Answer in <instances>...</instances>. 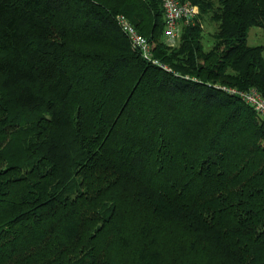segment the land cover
Wrapping results in <instances>:
<instances>
[{
	"label": "trees",
	"instance_id": "1",
	"mask_svg": "<svg viewBox=\"0 0 264 264\" xmlns=\"http://www.w3.org/2000/svg\"><path fill=\"white\" fill-rule=\"evenodd\" d=\"M181 1L0 0V264H264V0Z\"/></svg>",
	"mask_w": 264,
	"mask_h": 264
},
{
	"label": "built area",
	"instance_id": "2",
	"mask_svg": "<svg viewBox=\"0 0 264 264\" xmlns=\"http://www.w3.org/2000/svg\"><path fill=\"white\" fill-rule=\"evenodd\" d=\"M161 4L165 21L163 39L169 44H174L180 37L181 22L193 21L199 9L197 5L181 0H161ZM116 20L128 34L131 47L137 50L142 57L149 61H155L152 58L153 45L151 41L140 34L125 15L117 14ZM223 89L231 94H237L244 102L264 117V96L256 89L238 90L232 87H223Z\"/></svg>",
	"mask_w": 264,
	"mask_h": 264
},
{
	"label": "rangeland",
	"instance_id": "3",
	"mask_svg": "<svg viewBox=\"0 0 264 264\" xmlns=\"http://www.w3.org/2000/svg\"><path fill=\"white\" fill-rule=\"evenodd\" d=\"M201 19L202 20L200 21V25L202 28V36H203V38H201V43L203 44V47L205 49H210L214 43L213 33L216 32V24L206 15ZM180 35H181V30H180ZM162 41L165 45L173 48L178 45L180 41V37L174 44H169L168 42L165 41V39H163ZM247 43L250 45H262L263 56H264V27L262 28L256 25L251 26L248 31ZM250 88H254V87H250Z\"/></svg>",
	"mask_w": 264,
	"mask_h": 264
}]
</instances>
